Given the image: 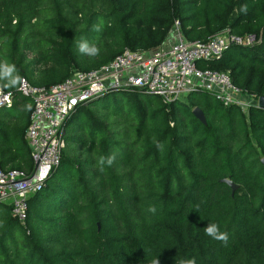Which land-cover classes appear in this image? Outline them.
<instances>
[{
  "label": "trees",
  "instance_id": "trees-1",
  "mask_svg": "<svg viewBox=\"0 0 264 264\" xmlns=\"http://www.w3.org/2000/svg\"><path fill=\"white\" fill-rule=\"evenodd\" d=\"M176 22L188 43L226 30L256 34L254 45L231 44L202 65L264 96V0H0V63L50 86L126 48L160 46ZM82 39L100 54L80 53ZM5 83L14 98L0 107V166L31 172L32 102ZM111 94L127 100L94 106ZM64 142L59 164L28 199L25 227L0 204V264H264V108L245 114L205 90L163 103L118 89L78 105ZM100 156L115 159L101 171ZM213 223L227 244L205 234Z\"/></svg>",
  "mask_w": 264,
  "mask_h": 264
},
{
  "label": "built area",
  "instance_id": "built-area-1",
  "mask_svg": "<svg viewBox=\"0 0 264 264\" xmlns=\"http://www.w3.org/2000/svg\"><path fill=\"white\" fill-rule=\"evenodd\" d=\"M171 32L176 37L171 43L168 41V48L161 47L167 40L146 51L126 48L100 68L74 71L50 86H35L20 79L17 92L32 102L25 140L33 168L26 172L0 166V204L10 207L20 225L26 226L28 199L60 162L65 144L64 125L78 105L118 89H142L163 103L205 90L223 105L236 106L245 114L258 105L260 97L234 84L228 72L202 65L204 61L218 59L231 44L254 45L259 41L256 34L237 35L226 30L205 41L188 43L177 22ZM13 98L12 92L0 89V107L10 105Z\"/></svg>",
  "mask_w": 264,
  "mask_h": 264
},
{
  "label": "clouds",
  "instance_id": "clouds-1",
  "mask_svg": "<svg viewBox=\"0 0 264 264\" xmlns=\"http://www.w3.org/2000/svg\"><path fill=\"white\" fill-rule=\"evenodd\" d=\"M240 10L246 12L247 5L242 6ZM96 30L99 31L100 28L97 27ZM78 50L80 53L85 54L89 57H97L100 54V48L95 44H90L86 39H82L80 42H78ZM20 79L21 77L14 64H8L7 62L0 63V80L6 81L3 87H8V88L16 87ZM26 107L30 108V105H27ZM114 159H115L114 156H108V157L100 156L98 158V165L100 170L103 171L105 165L111 166L112 163L114 162ZM148 211L155 213L156 211L155 206L150 207ZM205 234L211 237L212 239L220 241L224 244H227L229 239L228 233L220 231L219 226L215 223L206 226ZM153 264H159V261L154 260ZM181 264H196V259L193 257L186 261L181 262Z\"/></svg>",
  "mask_w": 264,
  "mask_h": 264
},
{
  "label": "rangeland",
  "instance_id": "rangeland-1",
  "mask_svg": "<svg viewBox=\"0 0 264 264\" xmlns=\"http://www.w3.org/2000/svg\"><path fill=\"white\" fill-rule=\"evenodd\" d=\"M169 35H171V36L168 39L169 40L173 39V41H174L175 37H176L175 32H170ZM169 42L171 43V41H169ZM169 42L168 43H164L161 47L168 48L169 47ZM184 98H181V100H183ZM126 100H127V96L125 94H111V95H108L105 98L100 99L94 106L101 107L102 105H105V107H108L109 109H113L117 105V103H119V102L122 103V102H125ZM2 210H3V208L0 207V212Z\"/></svg>",
  "mask_w": 264,
  "mask_h": 264
},
{
  "label": "water",
  "instance_id": "water-1",
  "mask_svg": "<svg viewBox=\"0 0 264 264\" xmlns=\"http://www.w3.org/2000/svg\"><path fill=\"white\" fill-rule=\"evenodd\" d=\"M258 106L264 108V96H261V97L259 98ZM192 113H193V115H194L197 119H200V120H203V119H204V114H203V112H202V110H201L200 108L195 107V108L192 110ZM261 161H262V163L264 164V157L262 158ZM224 181H225V182L231 187L232 191L235 190L236 185H235L233 182H231V181H229V180H224Z\"/></svg>",
  "mask_w": 264,
  "mask_h": 264
},
{
  "label": "crops",
  "instance_id": "crops-1",
  "mask_svg": "<svg viewBox=\"0 0 264 264\" xmlns=\"http://www.w3.org/2000/svg\"><path fill=\"white\" fill-rule=\"evenodd\" d=\"M172 35H173V34H172ZM170 36H171V35H168V36H167V40H168V41H169V39H168V38H169ZM168 41H166L165 43H168ZM170 41L172 42V41H173V39H172V40H170Z\"/></svg>",
  "mask_w": 264,
  "mask_h": 264
},
{
  "label": "snow or ice",
  "instance_id": "snow-or-ice-1",
  "mask_svg": "<svg viewBox=\"0 0 264 264\" xmlns=\"http://www.w3.org/2000/svg\"><path fill=\"white\" fill-rule=\"evenodd\" d=\"M42 175H43V173H42Z\"/></svg>",
  "mask_w": 264,
  "mask_h": 264
}]
</instances>
